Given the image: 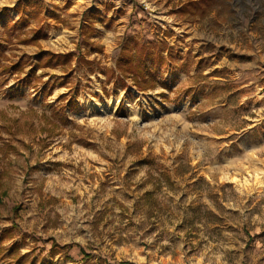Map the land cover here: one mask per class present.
Masks as SVG:
<instances>
[{
  "label": "rangeland",
  "instance_id": "obj_1",
  "mask_svg": "<svg viewBox=\"0 0 264 264\" xmlns=\"http://www.w3.org/2000/svg\"><path fill=\"white\" fill-rule=\"evenodd\" d=\"M187 1L0 0V264H264V0ZM129 38L163 84L107 74Z\"/></svg>",
  "mask_w": 264,
  "mask_h": 264
},
{
  "label": "trees",
  "instance_id": "obj_2",
  "mask_svg": "<svg viewBox=\"0 0 264 264\" xmlns=\"http://www.w3.org/2000/svg\"><path fill=\"white\" fill-rule=\"evenodd\" d=\"M213 0H188L187 2L181 4L177 8V12L185 16H203L208 13L212 8ZM40 33V30L37 29L34 31L35 36L33 38H24L22 41H30L36 39ZM166 45L165 44H149L145 41H142L137 38H129L125 41L121 56L117 60L116 70H109L107 74L109 76H115L120 80L121 86H126V78H130L133 84L139 90H150L155 88L156 85L160 82L158 80V72L164 68L170 60L174 59V54L170 48L167 49L165 54ZM46 57V60L43 62L45 64H64L70 60V53H47L43 54ZM15 70H21L22 64L20 62L12 63L11 66ZM3 70H8L9 66L2 65ZM34 70L31 71L33 74ZM29 77V76H28ZM48 93V91L46 92ZM53 110L50 115L42 111L40 116L45 119L46 122L51 123L52 126L50 129L53 130L54 127H58L60 123L64 120L62 115H59L58 108L51 105ZM29 110L34 111V107L29 106ZM58 117L59 121L56 119ZM8 131L14 133L11 130V125H6ZM19 129V128H18ZM50 131V132H51ZM50 134V133H49ZM1 138V136H0ZM16 147L9 140L3 141L0 145V150L3 153L8 152L9 150H15ZM4 233V232H2ZM16 246V244H12Z\"/></svg>",
  "mask_w": 264,
  "mask_h": 264
},
{
  "label": "bare ground",
  "instance_id": "obj_3",
  "mask_svg": "<svg viewBox=\"0 0 264 264\" xmlns=\"http://www.w3.org/2000/svg\"><path fill=\"white\" fill-rule=\"evenodd\" d=\"M116 101L112 102L110 105H107L106 108L107 109H112L115 110L116 109Z\"/></svg>",
  "mask_w": 264,
  "mask_h": 264
}]
</instances>
